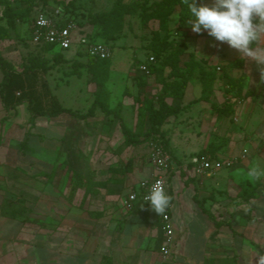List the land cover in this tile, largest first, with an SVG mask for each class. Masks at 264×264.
<instances>
[{
	"label": "crops",
	"instance_id": "0c3cea01",
	"mask_svg": "<svg viewBox=\"0 0 264 264\" xmlns=\"http://www.w3.org/2000/svg\"><path fill=\"white\" fill-rule=\"evenodd\" d=\"M27 30L18 20L10 37L0 39V54L16 73L7 104L0 87V264H256V252L264 254V177H247L252 167L264 170V84L256 66L244 59L230 66L240 56L226 44L216 59L199 55L190 50L188 38L208 36L207 32L196 34L190 26L179 31L187 42L182 62L194 53L221 69L207 98H202V82L195 75L183 98L173 101L182 110L163 125L174 161L167 193L173 197L168 210L175 229L172 252L163 260L161 216L149 203L126 204L129 193L139 191L140 182L156 172L150 148L143 151L149 155L144 163L135 152L136 162L128 169L108 170L96 163L105 158L103 150L88 153L93 166L86 175L94 183L80 186L68 180L63 161L79 163L78 145L86 137L93 135L90 142L99 143L109 136L99 134L98 125L86 135L79 131L78 118L69 114H33L54 94L50 72L26 68L28 43L37 45L18 39ZM4 78L0 66V84ZM230 79L240 88H231ZM112 82L110 72L108 84ZM150 82L154 88L160 85L154 77ZM193 82L198 93L189 96ZM19 99L23 101L15 104ZM180 145L189 146V160L182 159L186 150H179ZM208 149L238 161L212 175H199L191 157ZM131 155L125 151L120 158Z\"/></svg>",
	"mask_w": 264,
	"mask_h": 264
},
{
	"label": "rangeland",
	"instance_id": "374dc122",
	"mask_svg": "<svg viewBox=\"0 0 264 264\" xmlns=\"http://www.w3.org/2000/svg\"><path fill=\"white\" fill-rule=\"evenodd\" d=\"M32 0H28L31 2ZM35 1V0H34ZM38 1V0H37ZM41 0H39L40 2ZM47 5L54 11L60 7L65 9L66 3L70 0H46ZM74 3L73 13L70 14L71 19L78 21V29L75 31L73 45L70 49L64 50L63 54L65 61L56 62L53 58L59 47L55 46L53 49H43L40 46L28 43L31 47L30 60L33 57H42V65L46 67L44 71L50 72L47 76L52 84V91L55 98L65 105L70 107H76V111L86 113L91 107L93 100L96 97L98 87L96 84H92L91 75L88 72L87 61L88 56L86 54L87 47L90 43L94 42H109L107 35L100 27L90 23L88 15L90 13H99L111 10L116 4L117 0H72ZM128 3L131 0H123ZM17 6L25 7L26 3L22 0H11ZM44 0H42L43 4ZM40 8V7H38ZM69 15V14H65ZM179 17V9L173 12L170 16L168 26L170 28L177 24ZM121 28L115 31L114 44L111 48V69L110 72L113 76V82L107 86L111 91L109 98L111 107H115L118 103H121L120 113L122 114L124 121L129 128V136L135 141L136 144H127L124 132L119 124V121L113 114H104L100 109L97 113L84 119L78 118V123L81 125L79 131H83L86 135H91L92 127L98 125L99 134H105L109 136V139L100 138L99 143L90 142L94 137H86L85 142L79 144L78 150L80 151L79 163L76 160L67 159L63 161V169L66 173L68 180L72 178L73 183H77L80 186L87 185L93 180L88 178L86 173L92 170L93 159H88V153H96L103 150L105 153V160L99 158L96 163L102 165L105 164L106 169L111 168H131L132 164L136 162L134 153L138 151L140 160L147 161L148 154L143 152L147 147L150 148V143L154 140H150V137L146 134V130L149 127L146 119V101L150 98L156 99L157 96L169 88L170 77L168 73L170 71L169 66H163L161 62L157 63V70L144 75L139 69L140 62L144 61L147 54L151 52L153 45L154 35L158 34L162 39L167 35L170 39L178 40L182 38L176 27L170 28L168 33L165 30H161L158 21H151L146 25H143L140 21L138 13L127 14L121 17ZM156 31V32H155ZM17 38V37H15ZM20 40L24 38L18 37ZM86 39V40H83ZM30 41V40H29ZM189 48L196 51L199 55H208L216 59L220 57L223 51L222 45L218 48L211 47L212 43H216L212 37L209 36H189ZM163 55L168 54L170 47L167 43L163 42ZM186 56H183V58ZM110 77V75H109ZM154 77L160 85L158 88H154L150 79ZM109 79V78H108ZM115 79V80H114ZM127 81V84H125ZM57 83H62V89L55 88ZM66 83V84H65ZM154 84V83H153ZM198 84L192 83L189 86L187 95L195 96L198 93ZM91 88V89H90ZM60 91L62 93L60 94ZM62 95V96H60ZM49 100L42 101V106L47 107ZM35 106L36 103L33 102ZM143 126V128H142ZM179 129V127H177ZM174 131V130H173ZM176 131V130H175ZM177 133V131H176ZM103 136V135H102ZM97 139V138H96ZM175 143V138L173 139ZM193 147H190L192 149ZM189 146L180 145L179 150L185 151L183 160H189V153L187 152ZM128 151L132 155L123 160L120 158V154ZM86 152V153H85ZM119 156V157H118ZM86 158V159H85ZM95 162V161H94ZM105 168V167H104ZM77 169V170H76ZM92 177V176H91Z\"/></svg>",
	"mask_w": 264,
	"mask_h": 264
},
{
	"label": "trees",
	"instance_id": "16d2710c",
	"mask_svg": "<svg viewBox=\"0 0 264 264\" xmlns=\"http://www.w3.org/2000/svg\"><path fill=\"white\" fill-rule=\"evenodd\" d=\"M22 1L26 3L25 7L15 5L11 2V0H0V22H5V25L0 24V39L10 37V30L15 29L17 21L19 20L28 27L26 36L22 38L30 40L32 35L31 21L36 7H40L43 12L54 18L61 17L62 19L59 21V24L61 25H67L69 22L73 21L78 26V21H74L70 17V14H74L72 8L74 3L72 0L66 3L65 9L60 7L61 12L59 14L54 13V10L47 5L46 0H44L43 4L42 0L40 2L39 0H32L31 2H28V0ZM176 8L179 9L177 30L180 31L181 29L189 27V25L185 24L189 13L186 6L182 3V0H131L128 3L123 0H117L111 10L99 13H90L88 15V19L90 23L100 27L103 32H105L107 40L110 42L105 41L106 44H114V41L116 40L115 31L121 28V17L124 15L138 13L140 21L143 25H146L151 21H158L160 29L169 33V17L173 14ZM65 14L69 15L65 16ZM153 38L154 40L151 52L147 54V57L149 55H153L156 59V62L150 66L151 73L157 70V63L161 62L163 66L170 67V71L168 73L170 81L168 80V89L160 93L156 99L150 98L146 101V119L149 123L146 134L150 137V140L161 142L170 152L167 132L163 129V125L168 121L170 116L177 115L182 110L181 105L174 104L173 101L183 98L188 82L195 75H197L202 82V98H207L212 93L214 84L218 78L217 67L210 61L197 59L194 53H190L188 60L182 62V56L187 52V42L183 38H179L178 40L170 39L167 33L162 39L159 38L158 34L154 35ZM163 42H168L170 47V51L166 55H163V51L161 49L163 48ZM40 47L50 50L55 46L46 44ZM110 48H112V45H110ZM63 51L64 50L60 49L54 54L53 58L56 62L65 61ZM86 54L88 56V72L91 75L92 82H94L98 87L96 97L88 111L86 113H82L65 107L58 102L54 96H51L48 106H42L41 109H37L33 112V114L49 115L52 117L61 114H69L79 119H84L94 115L96 109H100L104 112V114H113L119 121L127 144H136L129 136V128L120 113L121 103H118L115 107H111L110 105L109 98L111 91L107 86V81L110 75L112 63L111 59L93 57L87 52ZM242 62L243 58H239L230 62L229 65L239 66ZM0 66L5 72L4 81L0 84L2 99L4 103L7 104V94H11L13 92L10 85L13 77L16 76V73L13 72L11 64L1 54ZM26 68L31 71L39 68H42L43 70L46 69V67L42 65V57L36 55L32 60H30V64ZM229 82L231 84V88H240L241 84L237 86L234 79H230ZM30 100V103L33 105V100ZM22 101L23 99H19L15 102V104H19ZM201 153L219 155L218 152L213 149L202 151L199 154Z\"/></svg>",
	"mask_w": 264,
	"mask_h": 264
},
{
	"label": "clouds",
	"instance_id": "9594fccd",
	"mask_svg": "<svg viewBox=\"0 0 264 264\" xmlns=\"http://www.w3.org/2000/svg\"><path fill=\"white\" fill-rule=\"evenodd\" d=\"M188 10L185 24L196 34L207 32L220 48L226 44L245 61L253 63L259 72V82L264 84V0H182ZM247 177L258 180L264 170L252 167ZM170 196L162 181L155 182L144 201L158 216L171 206ZM143 207V205H142ZM256 264H264V254L256 252Z\"/></svg>",
	"mask_w": 264,
	"mask_h": 264
},
{
	"label": "built area",
	"instance_id": "2783aa9c",
	"mask_svg": "<svg viewBox=\"0 0 264 264\" xmlns=\"http://www.w3.org/2000/svg\"><path fill=\"white\" fill-rule=\"evenodd\" d=\"M61 9L58 8L54 11L55 14H59ZM62 18H54L45 12L41 8L36 7L35 13L31 21L32 35L31 40L37 45H53L62 50L70 49L73 45L75 31L77 30V24L73 21L67 25L59 24ZM87 53L90 56L97 58H110L111 48L109 45L103 42L90 43L87 47ZM156 62L153 55H149L146 60L140 62L139 69L144 74H150V66ZM217 67V70H220ZM246 151V150H244ZM150 161L155 167V173L149 179L142 180L140 182V190H132L126 201L128 206H131L135 202L148 203L144 201V197L149 193L151 186L157 182L162 181L167 192V178L174 167V161L171 153L165 148V146L159 141H152L150 143ZM238 159L236 157L223 158L219 155L212 153H201L191 157L190 162L193 165L195 172L199 175H212L216 171L233 166ZM161 229L164 233L163 243L161 247V254L163 260L172 252V246L175 242V229L172 222L169 210L161 216L160 219Z\"/></svg>",
	"mask_w": 264,
	"mask_h": 264
}]
</instances>
